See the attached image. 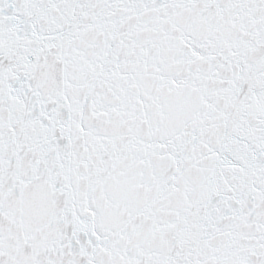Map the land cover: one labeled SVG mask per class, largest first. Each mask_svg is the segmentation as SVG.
I'll return each mask as SVG.
<instances>
[{
    "label": "snow or ice",
    "instance_id": "1",
    "mask_svg": "<svg viewBox=\"0 0 264 264\" xmlns=\"http://www.w3.org/2000/svg\"><path fill=\"white\" fill-rule=\"evenodd\" d=\"M0 264H264V0H0Z\"/></svg>",
    "mask_w": 264,
    "mask_h": 264
}]
</instances>
